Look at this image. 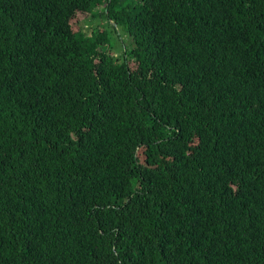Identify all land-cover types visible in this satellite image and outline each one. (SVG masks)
I'll return each mask as SVG.
<instances>
[{"label":"trees","instance_id":"16d2710c","mask_svg":"<svg viewBox=\"0 0 264 264\" xmlns=\"http://www.w3.org/2000/svg\"><path fill=\"white\" fill-rule=\"evenodd\" d=\"M0 264H264V0H0Z\"/></svg>","mask_w":264,"mask_h":264},{"label":"rangeland","instance_id":"374dc122","mask_svg":"<svg viewBox=\"0 0 264 264\" xmlns=\"http://www.w3.org/2000/svg\"><path fill=\"white\" fill-rule=\"evenodd\" d=\"M73 29L83 28L91 30L95 27H103L107 29L110 49L116 54H122L125 46H128L126 35L123 31L113 32L109 27L107 20L98 16H92L89 13L77 12L71 20Z\"/></svg>","mask_w":264,"mask_h":264}]
</instances>
